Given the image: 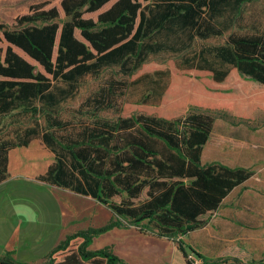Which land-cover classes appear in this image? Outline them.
Masks as SVG:
<instances>
[{"label":"trees","instance_id":"obj_1","mask_svg":"<svg viewBox=\"0 0 264 264\" xmlns=\"http://www.w3.org/2000/svg\"><path fill=\"white\" fill-rule=\"evenodd\" d=\"M111 1L62 0L64 20L56 7L41 4L20 18L25 27H2L10 46L0 48V184L9 176L10 152L40 139L55 159L38 181L89 196L113 213L101 227L67 235L44 264H128L110 247H90L96 238L131 226L161 237L187 236L254 175L220 162L203 164L202 157L216 120L208 112L232 111L248 123L254 110L264 111V28L231 34L221 46L196 42L225 35L243 5L256 0H117L102 11ZM98 12L96 20L85 17ZM186 34L194 42L189 54H183ZM171 61L178 72L205 74L207 81L187 93L170 67L143 71ZM109 68L124 69L130 81L110 78L66 116L64 103L77 96L80 81ZM143 81L153 84L145 98L124 102L131 86ZM254 82L262 87L253 88ZM169 95L191 102L184 115L125 114L127 105L159 108ZM108 112L116 118L102 116ZM189 249L205 264L222 261ZM15 253L5 251L0 264H29L17 262Z\"/></svg>","mask_w":264,"mask_h":264},{"label":"rangeland","instance_id":"obj_2","mask_svg":"<svg viewBox=\"0 0 264 264\" xmlns=\"http://www.w3.org/2000/svg\"><path fill=\"white\" fill-rule=\"evenodd\" d=\"M62 0H0V48L5 52L10 46L4 39L3 29L17 30L25 27L21 25L20 18L30 13L33 6L48 4L45 9L56 7L64 20L65 15L61 7ZM117 0H112L102 11L110 8ZM146 5L143 0H140ZM98 13L86 14V18L98 17ZM41 25V24H38ZM264 28V0H256L252 3L243 5L241 12L236 16L232 28L225 35L212 38L207 41H197L200 45L221 46L227 41L231 34H243L248 32H257ZM190 34H186L184 39V47L187 49L183 54H189L194 48V42L190 40ZM78 39L83 40L80 31L76 32ZM176 36H172L175 39ZM58 42L54 52V60L57 56ZM13 49L30 61L35 67L36 72H42L43 69L21 50L13 47ZM169 55V54H168ZM171 55V53H170ZM167 56V55H166ZM155 59V57H154ZM170 67L174 72L175 81H182L189 87V92L198 84V81L206 82L207 75L199 73L178 72L174 63H152L143 68V71H150L158 68ZM110 78L117 80H129L127 73L121 68H109L98 74H90L80 81L79 92L75 98L69 99L64 103V111L66 116L74 115V111L79 108L81 103L95 90H97L104 82ZM253 88H261L258 83H253ZM153 88V84L149 81H143L138 86H131L129 91L123 97L124 102H137L145 98V95ZM189 98V97H187ZM191 102L183 99L182 96L169 95L165 102L159 108L146 106L139 108L135 106H126L125 114H133L139 110L148 113L161 114L168 117H176L184 115ZM259 110V109H257ZM256 110H254L255 113ZM217 122V130L221 126L228 124L236 128L242 126L243 123L235 119L232 111L221 110L208 112ZM102 116L115 119L113 112L103 113ZM264 120V115H263ZM7 127H11L7 125ZM9 129V128H8ZM7 129V130H8ZM233 130V129H232ZM239 130V129H234ZM217 137L213 139L214 147L217 144ZM30 146L40 149L38 154L52 153L40 139L34 140ZM234 144L229 142L225 144L224 149L226 155L231 153ZM27 148V152L32 150ZM26 152V151H22ZM41 155V154H40ZM39 156L26 158L22 156L16 158L15 168L9 170L8 179L0 184V231L3 226L19 227L23 231L24 238L21 236L19 240L15 239L10 243L11 249L16 251L13 258L20 263L44 264L45 256L54 249L61 240L67 235L85 230L90 227H101L107 224L113 217L111 210L89 196L75 194L69 190L56 187H49L38 181V174L43 172L45 165L50 159L55 157ZM10 167V164H9ZM46 172V171H45ZM44 172V173H45ZM43 173V174H44ZM120 201V199H116ZM232 196L229 197L225 204H234ZM206 225L211 222L212 217L206 215L202 217ZM201 228L184 237L167 238L161 237L156 233L148 232L144 229H138L134 226L122 229H115L94 240L90 247L92 250H99L110 247L112 251L122 258L128 264H205L204 261L190 251V247L196 252L206 256L211 261L222 260L217 264H235L234 259L238 258L241 264H251L254 256L249 254L246 246L239 243L225 244L216 237H210V229L208 227ZM210 228V227H209ZM221 236L224 231L213 230ZM228 235L235 234L234 231L228 230ZM5 235H0V255L5 252L6 242ZM211 245V246H210ZM219 247L217 250L219 257H211L213 247ZM187 253H184L183 250ZM248 251V252H247ZM247 252V253H246ZM187 257V258H186ZM263 259V258H262ZM259 259V260H262ZM264 262V259H263ZM213 264V263H211ZM264 264V263H263Z\"/></svg>","mask_w":264,"mask_h":264},{"label":"crops","instance_id":"obj_3","mask_svg":"<svg viewBox=\"0 0 264 264\" xmlns=\"http://www.w3.org/2000/svg\"><path fill=\"white\" fill-rule=\"evenodd\" d=\"M263 115L264 111L256 110L254 113V120L238 128L224 124L220 127V130H217V122H215L211 138L204 146L202 157L203 164L220 162L231 168L243 167L251 169L254 172V175L249 180L236 187L228 197L224 199L218 210L207 214L210 215L212 219L206 226L210 229L209 236L216 237L219 244L224 241L225 244L239 243L245 245L249 254L254 256L253 260L264 258ZM234 129L239 130L235 131ZM216 137L217 144H215L216 147H214L213 144L215 142H213V139ZM229 142L234 144L233 149L231 153L224 155V146ZM32 147L33 146H29L12 150L9 157V170L12 171L15 168L16 158H20L22 161V156L34 158L37 154L40 159L41 155L49 157L48 154H51L55 157V155L49 151L40 153V155L38 154L40 152V149L37 148L38 146L33 149ZM27 148L32 150L27 152ZM53 162L54 158L52 157L50 161L46 163L45 169H43L44 171L39 173L38 176L42 175ZM231 196L232 200H235V203L225 204L227 199ZM1 229L0 235H5V251H15L8 246H10V243L15 241V239L19 240L21 236L24 238L23 231L19 229V227L11 226H3ZM215 229L224 231L223 235L221 236V234L219 235L217 232L213 233L212 231ZM228 230L234 231L235 234L228 235ZM217 250H219V247L218 249L216 246L212 248L210 256L214 259L220 256ZM209 260L211 261V259Z\"/></svg>","mask_w":264,"mask_h":264}]
</instances>
